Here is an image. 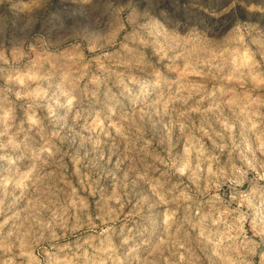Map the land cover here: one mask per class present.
<instances>
[{
	"label": "rangeland",
	"instance_id": "1",
	"mask_svg": "<svg viewBox=\"0 0 264 264\" xmlns=\"http://www.w3.org/2000/svg\"><path fill=\"white\" fill-rule=\"evenodd\" d=\"M0 264H264V0H0Z\"/></svg>",
	"mask_w": 264,
	"mask_h": 264
},
{
	"label": "clouds",
	"instance_id": "2",
	"mask_svg": "<svg viewBox=\"0 0 264 264\" xmlns=\"http://www.w3.org/2000/svg\"><path fill=\"white\" fill-rule=\"evenodd\" d=\"M69 103H71V101H69Z\"/></svg>",
	"mask_w": 264,
	"mask_h": 264
}]
</instances>
